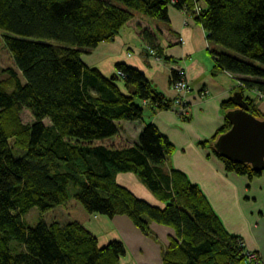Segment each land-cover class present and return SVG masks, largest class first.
<instances>
[{
  "label": "trees",
  "instance_id": "1",
  "mask_svg": "<svg viewBox=\"0 0 264 264\" xmlns=\"http://www.w3.org/2000/svg\"><path fill=\"white\" fill-rule=\"evenodd\" d=\"M0 0V31L17 70L0 80V264H119L126 249L112 241L99 247L87 223L93 215L127 216L144 234L150 224L172 228L175 236L163 264H244V244L223 226L200 188L186 174L168 170L176 148L152 123L138 144L119 139V123L143 120L171 110L176 103L156 90L138 69L118 64L105 77L82 59L100 43L115 39L135 13L167 22L169 8L193 15L208 40L220 50L213 72H227L250 112L264 120L246 94L264 93V0ZM196 5L201 14L195 13ZM140 34L157 54L156 37ZM160 57V53L157 54ZM173 73V83L179 80ZM33 122L25 124L22 109ZM231 99L222 104L236 109ZM188 120L187 118H185ZM48 120L50 125H46ZM232 127L224 126L201 146H210L227 172L253 178L251 165L221 156L215 142ZM13 148L23 151L16 158ZM132 173L163 204L137 198L117 181ZM63 209L72 222H40L29 227L24 216ZM25 247L15 254L11 242Z\"/></svg>",
  "mask_w": 264,
  "mask_h": 264
},
{
  "label": "crops",
  "instance_id": "2",
  "mask_svg": "<svg viewBox=\"0 0 264 264\" xmlns=\"http://www.w3.org/2000/svg\"><path fill=\"white\" fill-rule=\"evenodd\" d=\"M141 27L155 35L160 57L142 39ZM215 50L220 49L209 42L206 30L193 15L170 7L167 22L135 13L115 39L100 43L82 59L107 78L117 75L118 64L136 68L156 90L170 99L178 96L173 73L176 68L184 70L190 86L187 115L181 117L175 108L155 114L147 109L143 120L119 123V139L138 144L146 123L155 125L176 148L167 160L168 170L186 174L203 192L225 229L239 237L245 250L256 253L259 264H264V172L253 178L227 172L211 147L200 145L224 126L226 113L222 104L239 92L229 73L213 72ZM246 95L254 99L264 115V99L258 100L254 91ZM117 181L137 198L163 206L134 174H119ZM87 226L97 236L99 247L112 241L124 244L126 254L119 264H163L175 236L172 228L156 223H151L149 232L144 234L124 215L111 218L96 214Z\"/></svg>",
  "mask_w": 264,
  "mask_h": 264
},
{
  "label": "water",
  "instance_id": "3",
  "mask_svg": "<svg viewBox=\"0 0 264 264\" xmlns=\"http://www.w3.org/2000/svg\"><path fill=\"white\" fill-rule=\"evenodd\" d=\"M237 106L227 113L231 129L219 136L215 149L224 158L251 165L256 172L264 171V120L250 112V105L241 92L232 99Z\"/></svg>",
  "mask_w": 264,
  "mask_h": 264
},
{
  "label": "rangeland",
  "instance_id": "4",
  "mask_svg": "<svg viewBox=\"0 0 264 264\" xmlns=\"http://www.w3.org/2000/svg\"><path fill=\"white\" fill-rule=\"evenodd\" d=\"M106 1H111L116 5L125 7L122 3L117 2V1H113V0H106ZM10 68L17 70V72L19 73L18 68L16 67L14 59L12 57V54L6 45L3 32L0 31V80H4L5 78H7L5 70L10 69ZM19 76H20L22 83H25V79L21 73H19ZM21 118H22L23 123L25 124H30L33 122V117L30 111L26 108L22 109ZM45 123L46 125H50V122L48 120H46ZM13 154L16 158H18L22 156L23 151L13 148ZM23 219L25 223L27 224V226L29 227H35L40 222H43L47 225H50L53 222H58L61 225H66L72 222V218L63 209L59 207L51 209L45 213H41V211L37 207H34L24 216ZM11 248L13 249L15 254H19L25 251V247L22 245H19L15 241L11 242Z\"/></svg>",
  "mask_w": 264,
  "mask_h": 264
},
{
  "label": "built area",
  "instance_id": "5",
  "mask_svg": "<svg viewBox=\"0 0 264 264\" xmlns=\"http://www.w3.org/2000/svg\"><path fill=\"white\" fill-rule=\"evenodd\" d=\"M194 11L198 15L201 14L202 12L201 6L196 5ZM152 52L154 51L152 50ZM175 72H177L178 76L180 77L179 80L176 81L173 85L178 94V96L175 99H173L176 103L175 110L178 112V114L181 117H185L188 111L187 94L189 93L190 86L187 78L185 77V72L182 68H176ZM117 75L122 77V73L119 71H117ZM229 75L235 80L237 89L244 86V84L241 81L236 80L232 74ZM254 92H256L258 100L264 99V93L256 90ZM244 256H245L244 264H259V257L256 253L250 251H244Z\"/></svg>",
  "mask_w": 264,
  "mask_h": 264
}]
</instances>
